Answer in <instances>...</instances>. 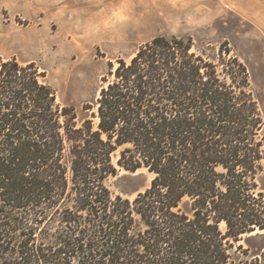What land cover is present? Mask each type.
<instances>
[{
  "label": "trees",
  "instance_id": "16d2710c",
  "mask_svg": "<svg viewBox=\"0 0 264 264\" xmlns=\"http://www.w3.org/2000/svg\"><path fill=\"white\" fill-rule=\"evenodd\" d=\"M192 47L156 36L118 59L95 123L34 63L0 58V264L245 262L238 242L264 230L261 118L243 62ZM141 168L149 187L112 192Z\"/></svg>",
  "mask_w": 264,
  "mask_h": 264
},
{
  "label": "rangeland",
  "instance_id": "374dc122",
  "mask_svg": "<svg viewBox=\"0 0 264 264\" xmlns=\"http://www.w3.org/2000/svg\"><path fill=\"white\" fill-rule=\"evenodd\" d=\"M156 36L189 37L196 53L243 62L264 152V0H0V58L34 63L55 102L94 123L110 66ZM257 163L255 197L262 192L264 202V157ZM145 169H121L112 192L132 199L144 191L152 178ZM253 231L237 244L247 248L243 264H264V230Z\"/></svg>",
  "mask_w": 264,
  "mask_h": 264
},
{
  "label": "bare ground",
  "instance_id": "6f19581e",
  "mask_svg": "<svg viewBox=\"0 0 264 264\" xmlns=\"http://www.w3.org/2000/svg\"><path fill=\"white\" fill-rule=\"evenodd\" d=\"M99 92H100V90L98 91V97H99ZM142 169V168H141ZM143 169H145V168H143ZM140 170V169H139ZM146 171H147V169H145ZM254 232V231H253ZM253 232H251V233H253ZM260 232H262V231H260ZM249 234V233H248Z\"/></svg>",
  "mask_w": 264,
  "mask_h": 264
},
{
  "label": "snow or ice",
  "instance_id": "6c2138e0",
  "mask_svg": "<svg viewBox=\"0 0 264 264\" xmlns=\"http://www.w3.org/2000/svg\"><path fill=\"white\" fill-rule=\"evenodd\" d=\"M74 2H78V0H74Z\"/></svg>",
  "mask_w": 264,
  "mask_h": 264
}]
</instances>
